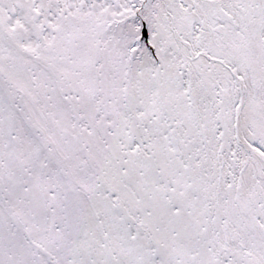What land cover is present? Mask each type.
Listing matches in <instances>:
<instances>
[{
	"label": "snow or ice",
	"instance_id": "obj_1",
	"mask_svg": "<svg viewBox=\"0 0 264 264\" xmlns=\"http://www.w3.org/2000/svg\"><path fill=\"white\" fill-rule=\"evenodd\" d=\"M0 264H264V0H0Z\"/></svg>",
	"mask_w": 264,
	"mask_h": 264
}]
</instances>
